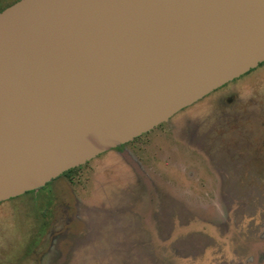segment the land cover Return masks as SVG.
<instances>
[{"label":"water","instance_id":"obj_1","mask_svg":"<svg viewBox=\"0 0 264 264\" xmlns=\"http://www.w3.org/2000/svg\"><path fill=\"white\" fill-rule=\"evenodd\" d=\"M264 63V0H19L0 11V203Z\"/></svg>","mask_w":264,"mask_h":264},{"label":"rangeland","instance_id":"obj_2","mask_svg":"<svg viewBox=\"0 0 264 264\" xmlns=\"http://www.w3.org/2000/svg\"><path fill=\"white\" fill-rule=\"evenodd\" d=\"M50 188L0 203V264H264V65Z\"/></svg>","mask_w":264,"mask_h":264},{"label":"flooded vegetation","instance_id":"obj_3","mask_svg":"<svg viewBox=\"0 0 264 264\" xmlns=\"http://www.w3.org/2000/svg\"><path fill=\"white\" fill-rule=\"evenodd\" d=\"M263 64H264V63H263ZM261 65H262V64H261ZM261 65H260V66H261ZM260 66H259V67H260ZM220 89H221V88H220ZM218 90H219V89H218ZM218 90H217V91H218ZM215 92H216V91H215ZM215 92H213V93H215ZM213 93H212V94H213ZM210 95H211V94H210ZM210 95H208V96H210ZM208 96H207V97H208ZM207 97H205L204 99H206ZM204 99H203V100H204ZM201 101H202V100H201ZM199 102H200V101H199ZM199 102H198V103H199ZM196 104H197V103H196ZM191 107H192V106H191ZM189 108H190V107H189ZM186 109H188V108H186ZM186 109H185V110H186ZM183 111H184V110H183ZM183 111H181V112H183ZM181 112H180V113H181ZM178 114H179V113H178ZM178 114H177V115H178ZM177 115H175V116H177ZM175 116H174V117H175ZM174 117H173V118H174ZM173 118H172V119H173ZM172 119H171V120H172ZM171 120H170V121H171ZM170 121H169V122H166V123H163V124H161V125H159L158 127H156L155 129H153L152 131H150V132H148V133L156 132V131L158 130L159 127H161V126H163V125H168V124L170 123ZM172 129H175V128H172ZM148 133H146V134H148ZM173 133H174V132H173ZM163 134H164L163 136H168L169 132L165 131ZM144 135H145V134H144ZM169 135H170V134H169ZM142 136H143V135H142ZM142 136H141V137H142ZM174 136H175V135H174ZM138 139H140V137L137 138V139H135V140L132 141V142H135V141L138 140ZM132 142H129V143H127V144H124V145H122V146H120V147H118V148H116V149H114V150H119V151H121V150H123V148H125L128 144H130V143H132ZM200 145H201V144H200ZM230 145H231V144H230ZM232 145H233V144H232ZM201 146H202V145H201ZM214 147H215V146H214ZM216 148H217L216 151H217V158H218V157H219V154L221 153V151L219 150V147H218V146L215 147V149H216ZM191 150H192V149H191ZM195 150H196V149H195ZM112 151H113V150H112ZM120 154H121L122 156H125V153H124V152H120ZM61 177H63V175L60 176L59 178L55 179V180L52 181L51 183L55 182L56 180L60 179ZM49 184H50V183H49ZM49 184H48L47 186H45L44 188H42V189H40L39 191L34 192V193H41V192L51 193V192H52V190H51V188H50L51 185H49ZM29 193H30V192H29Z\"/></svg>","mask_w":264,"mask_h":264},{"label":"trees","instance_id":"obj_4","mask_svg":"<svg viewBox=\"0 0 264 264\" xmlns=\"http://www.w3.org/2000/svg\"><path fill=\"white\" fill-rule=\"evenodd\" d=\"M19 0H14L12 3H10L9 5H7L6 7H2V8H0V11H3L4 9H6L7 7H9V6H11V5H13L14 3H16V2H18ZM262 65H264V64H262ZM261 65V66H262ZM85 166V165H84ZM83 167V166H82ZM82 167H79V168H76V169H72V170H70V171H68V172H66L63 176H71V175H73L74 173H76L77 171H79L80 169H82ZM52 183H50L49 185H51Z\"/></svg>","mask_w":264,"mask_h":264}]
</instances>
